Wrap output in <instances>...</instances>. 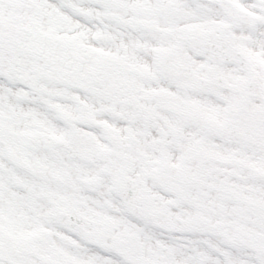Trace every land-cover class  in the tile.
Masks as SVG:
<instances>
[{
    "label": "snow or ice",
    "instance_id": "1",
    "mask_svg": "<svg viewBox=\"0 0 264 264\" xmlns=\"http://www.w3.org/2000/svg\"><path fill=\"white\" fill-rule=\"evenodd\" d=\"M0 264H264V0H0Z\"/></svg>",
    "mask_w": 264,
    "mask_h": 264
}]
</instances>
